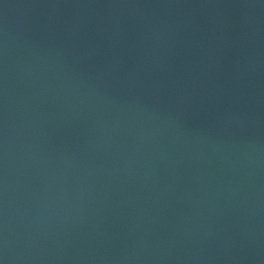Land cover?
Returning <instances> with one entry per match:
<instances>
[{
  "label": "water",
  "instance_id": "obj_1",
  "mask_svg": "<svg viewBox=\"0 0 264 264\" xmlns=\"http://www.w3.org/2000/svg\"><path fill=\"white\" fill-rule=\"evenodd\" d=\"M0 264H264V0H0Z\"/></svg>",
  "mask_w": 264,
  "mask_h": 264
}]
</instances>
